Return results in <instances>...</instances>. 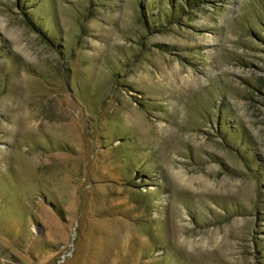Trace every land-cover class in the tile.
I'll use <instances>...</instances> for the list:
<instances>
[{
	"label": "rangeland",
	"instance_id": "obj_1",
	"mask_svg": "<svg viewBox=\"0 0 264 264\" xmlns=\"http://www.w3.org/2000/svg\"><path fill=\"white\" fill-rule=\"evenodd\" d=\"M0 264H264V0H0Z\"/></svg>",
	"mask_w": 264,
	"mask_h": 264
}]
</instances>
